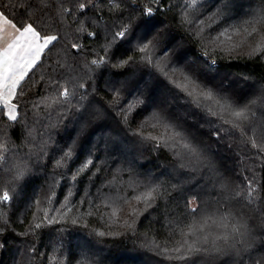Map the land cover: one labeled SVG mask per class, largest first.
I'll list each match as a JSON object with an SVG mask.
<instances>
[{"label": "trees", "instance_id": "trees-1", "mask_svg": "<svg viewBox=\"0 0 264 264\" xmlns=\"http://www.w3.org/2000/svg\"><path fill=\"white\" fill-rule=\"evenodd\" d=\"M7 3L0 0V5ZM59 7L56 0L50 9L31 0L28 14L34 26L59 39L17 88L12 99L17 120L0 106V196L10 195L0 200V264H262L264 103L250 109L255 116L246 133L222 121L210 127L191 107L172 106L169 114L189 117L188 131L214 160L217 172L211 179L174 169L173 130L154 113L172 101V86L208 90L197 87L189 68L208 88H223L238 107L261 95L264 0H197L195 5L192 0H65L63 7L72 12L63 17L56 15ZM147 7L154 9L155 26L142 43L156 37L158 46L140 53L142 43L137 46L133 39L112 56L113 44L108 66L92 65L105 56L103 48L114 33L134 27ZM6 14L27 19L20 4L8 7ZM73 43L81 48L72 49ZM165 43L174 55L160 53ZM153 53L152 66L146 68ZM203 54L216 59L217 66ZM129 57L132 61L121 65ZM57 63L63 66L59 75L53 72ZM64 87L74 93L70 105L54 102L62 99L58 93ZM85 92L83 103L91 102V114L82 127L76 110ZM128 127L145 138L142 144L126 136ZM214 127H220V139L213 137ZM156 141H161L159 149ZM69 145L72 155L65 157ZM89 160L94 166L83 169ZM20 170L23 175L15 179ZM237 193L240 199H230ZM197 205V213L188 211ZM240 223L245 236H237V246L226 249L220 238L231 236Z\"/></svg>", "mask_w": 264, "mask_h": 264}, {"label": "snow or ice", "instance_id": "snow-or-ice-1", "mask_svg": "<svg viewBox=\"0 0 264 264\" xmlns=\"http://www.w3.org/2000/svg\"><path fill=\"white\" fill-rule=\"evenodd\" d=\"M89 2H91V0H89ZM196 2L197 0H192V5H195ZM56 3L60 5V7L56 9L57 16L63 17L65 14L71 15L72 10L63 7L65 0H56ZM17 4H20L22 14L25 15L27 19L16 20L15 17L10 19L8 14H6V9L8 7H14ZM39 4L42 6V9L51 8V0H39ZM29 7H31V0H28L26 4H22L21 0H8L7 4L0 5V33L4 34L0 36V40H3L4 42V47L0 48V104H3L8 108L7 115L12 121L17 120V105L12 103V98L18 94L17 88L22 84L26 77H28L29 72L34 69V66H36L41 60V54L44 53L46 49L50 51V46H54V42L59 39L58 35H42L41 31L37 30V27L34 26V22L31 20V15L28 14ZM79 7L80 9H85L86 4L80 3ZM221 14L223 15V13ZM154 16L155 13L152 7H147L142 10L141 18L138 19L135 26L128 25L125 26L123 30L115 32L113 40L103 48L105 56L94 59L90 63L97 67L101 64L107 67L112 58L108 56V51L112 48L113 44H115V49L112 51V56H115V53L120 50L123 44H132L133 39L136 40L137 46H139L145 39H147L149 32L155 26ZM193 23H195L194 20L188 22L189 29H191ZM9 27L13 30L11 33L7 32ZM227 27H231V25H227ZM137 28L141 29L139 35H137L136 32ZM220 34L223 35V32ZM97 35V33H89V36L95 37ZM157 35H159V33H157ZM189 36L193 39L196 38V34L191 31H189ZM118 39L120 41L119 43H117ZM157 46V39L156 37H153L152 39H148L147 43H142V47H139V52L148 53L150 49L156 48ZM71 47L72 49L77 50L81 48V46L76 43H73ZM127 50L130 51L131 48ZM159 51L164 56H169L170 54L174 55L173 50L167 47V43H165L163 47H160ZM256 51L260 52L261 49L257 48ZM155 55L156 53H153L151 57L146 58V68H151L152 60L155 58ZM131 61L132 57H129L128 60H122L121 65L127 64ZM173 63L178 64L179 60L177 59L173 61ZM211 63L214 65L215 61H212ZM111 66L117 67L115 64ZM62 67V65L57 63L56 67L53 68V72L59 75L57 69ZM188 71L190 75H195L194 82L197 84V87L207 88L208 90L206 92H197L194 87L191 92H188L186 89L181 90L176 86H172V101L169 102L167 108H162L155 112L154 116L173 130V135L169 137V142L171 143V150L175 161L173 165L174 169L179 171L181 175H188L191 177L199 176L200 179H204L205 176H207L208 179H211L217 172L214 160L206 155L207 150L203 148L201 142L188 131L186 124L189 123V117L185 115L183 120H179L169 114L172 106L175 103H180L191 107L192 111L202 116L210 127L213 125L214 120L222 121L223 123H231L234 128H240L246 133L248 131L250 116L252 118L255 116L254 113L250 112V109L253 105H256L258 101L264 103V89H261V95L256 97V99L249 100L243 107H238L239 101L233 99L231 96L223 95V88H208L206 82L199 80L198 74L192 73L190 68ZM53 84L57 88L60 87L58 80L53 81ZM79 87L85 88V85L80 84ZM22 93L23 90L21 88L19 94L22 95ZM58 96L62 99H56L54 101L56 104L70 105V97L74 96V93L70 92L67 87H64L62 91H59ZM87 96V92L81 94L80 107L76 110L78 119L84 121L82 127L87 126L91 114L89 111L91 102L89 101L88 104L83 103V101L87 99ZM213 97H216V99L214 100ZM47 99L48 98L46 97L41 102H45ZM48 106L50 107L51 105ZM34 107H38V105H34ZM226 116L230 117V120H226ZM196 122L197 121L195 120L190 121V123L193 124ZM212 131L215 139L221 138L220 127H214L212 128ZM125 134L133 140L135 144H142L144 142L145 138L141 137L139 132L132 130L130 127L125 128ZM75 142L76 141L74 140L73 143ZM155 147L159 149L161 147V141H156ZM71 155V145H69V150L64 153V156L71 157ZM61 159L63 160V157ZM89 165L94 166V162L89 160L88 163L83 165V169H88ZM22 175L23 171H18L15 179H19ZM79 175L80 170L77 171L72 179L76 180ZM198 182L199 181L197 180V183ZM222 187L226 188V186ZM248 195L249 199L247 203L250 205L252 202V196L251 193ZM240 197L241 194L237 193L235 197H230V199L238 200ZM9 199L10 195L8 191H5L3 195L0 196V200L2 201H8ZM193 199L195 200L197 197H194ZM192 203V201L186 202L188 205H191ZM188 211L193 214L197 213L199 211V205L196 207H189ZM48 223L52 224L53 221L49 220ZM35 227L40 228L41 225L37 224ZM245 234V225L244 223H240L238 227L233 228V234L231 236H225L220 239H222L226 249H233L238 243L236 237H244ZM219 250L220 249L218 248L217 251ZM194 251L199 252L200 249H195ZM69 264H71V260H69ZM262 264H264V262H262Z\"/></svg>", "mask_w": 264, "mask_h": 264}, {"label": "crops", "instance_id": "crops-1", "mask_svg": "<svg viewBox=\"0 0 264 264\" xmlns=\"http://www.w3.org/2000/svg\"><path fill=\"white\" fill-rule=\"evenodd\" d=\"M13 30L9 27L8 29H7V32L8 33H11ZM2 35H4L3 33H0V36H2ZM2 47H4V42H3V40H0V48H2ZM13 99V98H12ZM13 103V102H12ZM0 106H2L3 108H4V110H5V113L7 114V112H8V108L7 107H5L3 104H0ZM8 116V115H7Z\"/></svg>", "mask_w": 264, "mask_h": 264}, {"label": "built area", "instance_id": "built-area-1", "mask_svg": "<svg viewBox=\"0 0 264 264\" xmlns=\"http://www.w3.org/2000/svg\"><path fill=\"white\" fill-rule=\"evenodd\" d=\"M202 56H203V58H204L205 60H207V61L209 62V64H210L211 66H217L218 62H217L216 59H214V58H209L206 54H203ZM212 61H215V64H214V65L211 63Z\"/></svg>", "mask_w": 264, "mask_h": 264}, {"label": "rangeland", "instance_id": "rangeland-1", "mask_svg": "<svg viewBox=\"0 0 264 264\" xmlns=\"http://www.w3.org/2000/svg\"><path fill=\"white\" fill-rule=\"evenodd\" d=\"M193 203H194V202H193ZM193 203H192V204H193Z\"/></svg>", "mask_w": 264, "mask_h": 264}]
</instances>
